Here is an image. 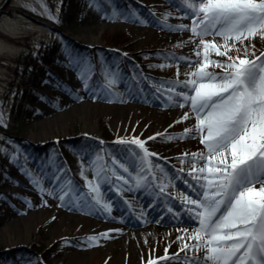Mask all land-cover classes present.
<instances>
[{"label": "rangeland", "instance_id": "1", "mask_svg": "<svg viewBox=\"0 0 264 264\" xmlns=\"http://www.w3.org/2000/svg\"><path fill=\"white\" fill-rule=\"evenodd\" d=\"M159 1H163L173 14L166 13ZM72 2H80L78 6H83V10L77 11L71 18ZM183 7L182 0H0V115L3 117L0 122V264L113 263L117 250L103 252L100 249L101 238L94 246H89L86 239L98 236L95 226L91 225V221L95 219L91 212L100 207L95 203L94 197L97 194L90 191L88 181L99 184L102 202L110 204L111 213L116 216V219L102 220V225H126L118 217L114 206L118 203L130 207L127 200L129 193L125 190L123 181L116 180L111 169L116 167L118 175L128 176L118 165L114 166L112 161L124 164L131 175L135 176L140 163L132 153H139L140 149L135 145L120 144L117 142L118 138L138 137L146 141L145 147L158 154L150 158L153 171L157 169L156 165L162 167L165 156L158 147L166 143L170 154V169L162 167L164 175H161V180L158 179L153 188L160 190L161 183L169 186L161 193V198L157 199L156 206L169 219L179 217L178 209L173 204L184 209L180 200L170 199L168 204L165 199L170 195L175 198L182 193L192 194L184 183L185 180L192 182L187 175L192 161L189 157L181 163L180 157L183 153L197 152L193 147L196 139L168 140L156 134L183 133L185 128L195 125V118L177 123L189 107L161 106L158 102L142 103L147 106L146 111L163 112L165 117L148 129H141L140 120L147 114L140 110L141 103H137L135 114H128V105L131 94L145 95L151 84L155 85L154 97L159 101L162 98L166 100V89L171 86L169 82L177 79L186 81L189 79L187 74L195 71V65L188 60L198 59L195 56L196 43L179 41V36L174 37L177 30L169 31L171 37L167 40L155 38L156 26L152 24L160 20L178 23L179 18L185 16V11L181 10ZM137 17L143 22H138L135 19ZM147 17L153 20L151 24L146 20ZM136 27L142 31L138 41L135 39ZM181 33L192 35L190 31ZM215 40L222 43L220 37H215ZM54 42L59 43L57 52L50 62L44 61L40 54ZM244 43L255 45L256 55L264 51V40L258 37L250 42L245 40ZM74 45L87 47L90 53L75 51L72 49ZM237 47H240L239 43ZM105 48H113L129 57L133 68L128 69L124 65L119 69L103 57L95 59L94 52ZM31 54L39 55V60L30 57ZM181 57L188 59H179ZM211 58L225 59L215 53H212ZM209 70L221 71L219 68ZM118 72L123 75L117 76ZM154 79L157 80L154 82ZM109 80H114V83L110 84ZM69 84L75 86L80 96L73 97L72 101H64L65 95L70 91ZM125 88L129 93L118 98V93ZM180 90L183 89L177 88V91ZM99 101L115 107L122 106L124 109L121 112L94 111L86 120L77 115L60 120V115L70 107L85 103L88 110H93ZM39 108L46 112L40 113ZM125 115L128 116L126 122ZM55 119L58 122L54 128L35 136L36 132H40L41 122ZM152 136L156 138L149 140L148 137ZM102 150H112L105 166ZM98 157L102 160H98ZM197 166H202V163ZM98 168L104 169L99 176L96 174ZM180 169L184 171L180 172ZM56 171L57 175H53ZM70 171L75 172L79 180L71 178ZM174 178H179V184H175ZM34 180H38L39 187L45 189L43 193ZM59 188L60 192L55 196L59 197L63 192L69 193L63 202L57 199L61 213H46L48 215L41 221L37 217L33 218L37 227L29 229L28 234L23 235V240H19L24 232L22 233L23 223L17 217L24 215L23 212L30 205L38 206L46 192ZM33 193L38 194L35 200ZM162 198L163 204L160 203ZM72 201L81 204V210L69 209ZM169 208L172 209L171 212ZM63 210H68L73 216L76 214V219L73 218L72 223H58L66 214ZM151 223L152 221L149 224ZM178 224L180 223L164 226L162 222L159 226L161 225V231H169ZM4 229H8L7 234ZM126 229L135 228L127 226ZM179 231L181 230L178 229L174 234V238L181 236ZM180 249L174 252L172 250L169 256L172 258L163 263L186 264L184 257L191 253L181 252ZM19 252L22 254L17 255ZM177 253L178 258L175 256Z\"/></svg>", "mask_w": 264, "mask_h": 264}, {"label": "snow or ice", "instance_id": "2", "mask_svg": "<svg viewBox=\"0 0 264 264\" xmlns=\"http://www.w3.org/2000/svg\"><path fill=\"white\" fill-rule=\"evenodd\" d=\"M182 3L191 25L169 27L191 32V38L184 43H196L198 59L188 60L195 65V71L187 74L189 79L169 82L171 86L166 92L173 106L190 109L177 123L191 117L196 123L180 134H156L168 140L199 139L203 145L202 151L183 153L180 157L181 163L189 157L192 161L187 173L192 182L184 181L192 194L182 193L175 199L180 200L188 219L197 225L191 232L183 230L193 243H183L180 251L192 252V256L184 257L187 264H264V51L256 55L255 45L244 43L257 37L264 40V0H182ZM215 37H220L222 43H217ZM212 53L225 59H212ZM177 88L183 90L177 91ZM2 119L0 115V122ZM117 142L140 149L139 153H132L139 160L140 168L133 177L124 164L113 160L114 166L118 165L128 174V178L118 175L113 167L111 171L116 180L123 181L124 185L134 181V186L139 188L149 182V177L157 179L150 158L158 154L145 147L146 141L132 137L118 138ZM155 167L163 171L160 165ZM103 171L98 168L97 176ZM33 182L39 187L38 180ZM88 184L90 191L97 194L96 204L110 213L111 205L101 202L99 184L92 181ZM168 186L161 183L160 192ZM39 190L45 191L42 187ZM68 195L63 192L59 196L61 202ZM102 237L107 238L108 233L86 239L89 246H94ZM177 239L183 241L185 237ZM175 256L178 258L179 253ZM171 258L165 249V256L159 259ZM148 264L157 262L150 259Z\"/></svg>", "mask_w": 264, "mask_h": 264}, {"label": "bare ground", "instance_id": "3", "mask_svg": "<svg viewBox=\"0 0 264 264\" xmlns=\"http://www.w3.org/2000/svg\"><path fill=\"white\" fill-rule=\"evenodd\" d=\"M159 3L162 5L164 11L168 14H173V11L169 9L167 6H165L163 1H159ZM146 19L150 24L153 22V20L150 17H147ZM138 22H143V20L140 17L135 18ZM191 25V20L189 18H186L185 16L182 18H179L178 23L173 22H163L159 21L156 23H152L156 28L154 29V32L156 33L155 38H160L167 40L171 37L168 32L175 31L172 27L169 26H176V25ZM182 31H177L174 37L179 36V41H186L189 38H191L192 35L189 33H181ZM141 28L136 27L135 28V39L138 41L141 36ZM152 64H155V61H152ZM76 64L74 63L73 66ZM157 79H154L155 82ZM70 91L67 95L64 97V101H72V98L75 96H80V93L75 88L73 84H69ZM155 91V85L151 84L148 86V90L145 95H135L131 94L129 97L130 104L128 105V114L131 112L136 113L138 106L137 103H141L142 106L140 110L144 111V114H147L146 117H143L140 120V128H149L156 124L160 118L165 117V114L163 112H156L154 110L146 111L147 106L143 105L142 103H159L161 106H168L170 107L172 104L166 99L162 98L161 101L157 100L153 93ZM129 90L127 88L123 89V91H120L118 93V98L123 97L124 95L128 94ZM98 104H95V109L88 110L85 103L78 104L74 108L70 107L66 110V112L63 113V115H60L62 118H71L74 115L80 116L83 120H86L87 118L91 117L93 112L97 111H106L109 112L113 110L114 112L119 110L120 112L123 111L122 106H112L110 104H103L100 101L97 102ZM145 109V110H144ZM43 109L39 108V112L43 113ZM46 112V111H44ZM92 112V113H91ZM186 112H190V109L186 110ZM170 114V112H169ZM168 114V115H169ZM166 115V116H168ZM59 117V116H58ZM127 117L125 115L124 122H126ZM57 119L49 120L47 122H41L39 124L40 126V132H36L35 136H38L40 133H46L47 129L54 128L57 125ZM165 124V123H164ZM123 130V129H122ZM193 147L196 148L197 151L203 150V145L199 143V139H196L195 144H193ZM158 150L164 153V159L162 160V167L165 169H170L168 161L170 154H168V150L166 147V143L160 144L158 147ZM150 152H154L153 150H149ZM161 167V168H162ZM162 168V169H163ZM156 177L161 180V175H164L161 170L156 169L155 171ZM56 172H54L53 175H57ZM146 173H143L145 175ZM137 175V174H136ZM135 175V176H136ZM128 176V174H127ZM133 176V177H135ZM55 183V182H54ZM56 184V183H55ZM166 184V183H165ZM186 188V187H185ZM131 189V190H129ZM58 190L52 191L53 195H49L48 192L43 195L41 202L36 205H30L28 207V210H26L24 215H20L17 217V220H20L23 223V230H22V237L20 236L18 239L23 240V235L28 234L29 229H34L37 227V224L33 221V218L37 217L39 221L46 217L50 213L60 212L62 209H60L59 203H57V199L59 197L55 196L57 194ZM125 190L129 193L127 196V200L130 203V207L122 206L121 204L116 203L114 206L115 211L118 214V217L122 219V222L125 223L128 228L132 227L135 228L133 230H127V226L124 224H114V225H102V220H112L116 219V216L113 213L106 212L100 204L99 209H95L91 212L92 215L95 216V219L91 221V225L95 226L97 235L100 236L102 233H108L107 238H101V248L103 252H108L112 250H117L115 253V256L113 258L112 264H148V261L154 260L158 262V264H165L163 263L164 260H160V257L165 256V249H167V255L170 256L172 252H174L176 249H179L182 247L183 243H193V241H190L187 239L186 233L183 231L184 229H188L189 232L192 231L193 228L197 227L196 224H194L192 221L188 219V216L185 211L181 207L178 208V214L179 217H175L173 219H169L165 217L164 214H162V211L158 210L154 205L151 206L152 200L155 198L160 197V191L153 188V185H150L149 183H146L144 186L136 188L134 186V181L130 180V183L125 186ZM37 193H33L32 197L35 200L37 197ZM108 196L109 194L106 193ZM45 201L47 203H45ZM102 202V200H101ZM34 203V201H33ZM96 203V202H95ZM102 203H106V201H103ZM32 206V207H31ZM43 208H40V207ZM72 211L81 210V204H77L75 201H72V204L69 205ZM37 207V208H36ZM65 212L64 216H62L61 219L58 220V223H72V219H76V214L74 216L67 210L62 211ZM48 213V214H46ZM61 213V212H60ZM184 214V215H183ZM137 215L138 217H136ZM163 216V217H162ZM183 216L184 219H183ZM97 218V219H96ZM121 219L119 221H121ZM150 221H152L151 224ZM164 222V226L166 225H172L173 223H180L178 226H172L169 231L160 230L161 225L160 223ZM102 225V226H101ZM126 229V231H125ZM180 229L182 234L181 236H184L185 239L178 240L177 238H174V234ZM118 230V231H117ZM8 229H4V233L7 234ZM17 240V239H16ZM16 242V241H13ZM19 242V241H18ZM100 242V241H99ZM104 243V244H103ZM173 250V251H172ZM172 251V252H171ZM192 255V252L189 251ZM190 255V256H191ZM202 256L203 253H200ZM77 264V263H75ZM187 264V263H186Z\"/></svg>", "mask_w": 264, "mask_h": 264}, {"label": "trees", "instance_id": "4", "mask_svg": "<svg viewBox=\"0 0 264 264\" xmlns=\"http://www.w3.org/2000/svg\"><path fill=\"white\" fill-rule=\"evenodd\" d=\"M80 2H72L71 3V11H70V17L72 18V16L74 17V15L76 14V12H80L81 10H83V6H78ZM122 41V40H120ZM58 42H54L52 43L50 46H48L47 49L44 50V52H42L40 55V57L47 62H50L51 59L54 57L55 53L57 52V48H58ZM75 51H79L81 53H90L89 48L87 47H83V46H78V45H74L72 46ZM103 57V59L113 65H120L121 64V58L122 56L120 54H118L115 50H113L112 48H105V49H99L96 50L94 52V57L95 59H97V57ZM30 57H32L33 59H38L39 60V55H30ZM71 175L75 178L78 179L76 174L71 171ZM22 253L19 252L17 255H21Z\"/></svg>", "mask_w": 264, "mask_h": 264}]
</instances>
